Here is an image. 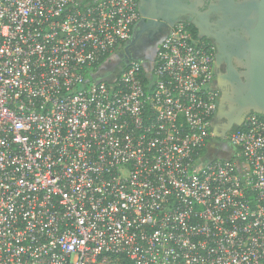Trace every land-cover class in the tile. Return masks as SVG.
<instances>
[{
    "label": "built area",
    "instance_id": "1",
    "mask_svg": "<svg viewBox=\"0 0 264 264\" xmlns=\"http://www.w3.org/2000/svg\"><path fill=\"white\" fill-rule=\"evenodd\" d=\"M138 19L0 0V264H264V115L219 143L212 53L183 22L149 69L97 81Z\"/></svg>",
    "mask_w": 264,
    "mask_h": 264
},
{
    "label": "water",
    "instance_id": "2",
    "mask_svg": "<svg viewBox=\"0 0 264 264\" xmlns=\"http://www.w3.org/2000/svg\"><path fill=\"white\" fill-rule=\"evenodd\" d=\"M185 1L137 0L139 19L132 29L130 39L123 46L127 60L124 66L131 62H138L142 63L145 68H150L162 40L175 24L182 22L180 18L187 8ZM198 1L202 2V0ZM222 1L225 2L224 7L229 26L235 31H240L246 39L240 43L247 61L245 82L234 93L236 98L233 105L236 107L231 106V110L236 111L231 125L240 127L250 113L264 115V0ZM143 34L148 38L160 35L162 40L151 44L146 53H144V47L140 48V50L144 48L142 53L145 56L133 59L130 57V52L133 48L137 49L135 45ZM113 78L114 75L105 82H111ZM210 127L212 129V122ZM213 135L216 138L222 137L214 131Z\"/></svg>",
    "mask_w": 264,
    "mask_h": 264
},
{
    "label": "flooded vegetation",
    "instance_id": "3",
    "mask_svg": "<svg viewBox=\"0 0 264 264\" xmlns=\"http://www.w3.org/2000/svg\"><path fill=\"white\" fill-rule=\"evenodd\" d=\"M235 2H240V0H235ZM185 3L187 4L186 12L180 19L196 35L198 46L212 53L211 88L217 94V110L212 120L211 132L213 134L214 131L222 136L218 138V141L221 145H225L226 137L235 128L231 125L236 113L231 110V106L236 107L233 105L236 98L234 93L245 82L247 61L240 43L246 39L240 31H235L229 26L224 7L225 2L222 0H202V2L186 0ZM161 40L160 35L148 38L143 34L135 45L137 49L133 48L130 52V57L140 59L145 56L142 53L144 48V53H146L151 44ZM142 47L144 48L140 50ZM125 56L122 48L111 62L112 66L98 72L97 81H105L118 74L127 61ZM229 125L231 128L228 129Z\"/></svg>",
    "mask_w": 264,
    "mask_h": 264
},
{
    "label": "rangeland",
    "instance_id": "4",
    "mask_svg": "<svg viewBox=\"0 0 264 264\" xmlns=\"http://www.w3.org/2000/svg\"><path fill=\"white\" fill-rule=\"evenodd\" d=\"M111 62H113V60ZM111 62L106 64V68L112 66ZM218 156L227 157V153L217 150L216 146L214 145L213 147H211L209 149L207 157H209V159L211 160V159L218 157Z\"/></svg>",
    "mask_w": 264,
    "mask_h": 264
},
{
    "label": "trees",
    "instance_id": "5",
    "mask_svg": "<svg viewBox=\"0 0 264 264\" xmlns=\"http://www.w3.org/2000/svg\"><path fill=\"white\" fill-rule=\"evenodd\" d=\"M186 28L191 32V34L193 35V37H196V35L193 33V31L186 25ZM240 129V127H235L234 129H233V131H235V130H239Z\"/></svg>",
    "mask_w": 264,
    "mask_h": 264
},
{
    "label": "bare ground",
    "instance_id": "6",
    "mask_svg": "<svg viewBox=\"0 0 264 264\" xmlns=\"http://www.w3.org/2000/svg\"><path fill=\"white\" fill-rule=\"evenodd\" d=\"M106 68V64H105V66H103V70Z\"/></svg>",
    "mask_w": 264,
    "mask_h": 264
},
{
    "label": "crops",
    "instance_id": "7",
    "mask_svg": "<svg viewBox=\"0 0 264 264\" xmlns=\"http://www.w3.org/2000/svg\"><path fill=\"white\" fill-rule=\"evenodd\" d=\"M151 64H152V62H151Z\"/></svg>",
    "mask_w": 264,
    "mask_h": 264
}]
</instances>
